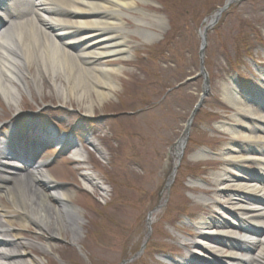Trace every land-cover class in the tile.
<instances>
[{"label": "rangeland", "instance_id": "1", "mask_svg": "<svg viewBox=\"0 0 264 264\" xmlns=\"http://www.w3.org/2000/svg\"><path fill=\"white\" fill-rule=\"evenodd\" d=\"M225 1L138 0V10L162 18L159 27L151 28L157 37L146 43L133 32L135 22L123 18L129 30L128 56L102 61L120 72L114 75L116 87L106 99L99 102L91 96V113L85 112L89 98L71 96L68 87L60 94L47 77L39 81L38 91L26 79L15 105L0 96V125L15 113L13 121L22 126L53 121L77 131L84 146L83 163L70 164L71 159L56 156L61 160L50 167L58 183L73 192L70 199L80 213L76 239H71L69 228L55 238L49 236L56 230L54 225L39 231L35 222H25L18 234L28 242L30 258L39 259L40 264H121L128 257L133 260L127 264H169L161 258L187 256L183 247L191 249L197 240L199 219L219 218L227 196L219 194L214 174L228 168L219 152L236 141L218 127L233 123L235 112L222 96V84H237L243 95L264 93V0H235L207 30L203 66L209 89L185 129L204 82L199 73L198 33ZM187 78L191 80L183 83ZM32 110L44 113L32 115ZM181 136L186 138L177 160L172 146ZM201 148L206 155L193 157ZM44 151L53 157L54 143ZM85 172L92 178L88 191L82 183ZM215 194L224 198L214 205ZM159 203L162 206L148 233V213ZM0 204L10 205L3 195ZM13 226L18 227L16 220Z\"/></svg>", "mask_w": 264, "mask_h": 264}, {"label": "bare ground", "instance_id": "2", "mask_svg": "<svg viewBox=\"0 0 264 264\" xmlns=\"http://www.w3.org/2000/svg\"><path fill=\"white\" fill-rule=\"evenodd\" d=\"M137 1L39 0L33 3L13 0L15 9L10 13L33 16L25 26L13 22L0 30V95L5 102L15 105L20 88L26 87V79L38 91L39 81L47 77L54 91L63 94V89L68 87L71 96L89 98L85 112L91 113V96H97L99 102L106 99L116 87L114 75L120 72V68L102 61L128 56L130 42L126 33L129 30L123 18L135 22L133 32L146 43L157 37L151 28L159 27L162 18L138 10ZM137 12L139 16L134 15ZM262 77L264 82L263 73ZM255 95H243L232 82L222 84V96L235 112L231 116L233 123L218 127L238 142L230 141L220 150L229 167L214 174V182L220 185L219 194L227 196L226 204H223V215L215 221L202 218L197 223L200 235L193 242V254H200L203 259L191 255L182 259L181 264H264V93ZM251 100L256 102V107ZM7 136L5 142H0V155L7 154L8 143L13 147L11 151L16 149L22 157L25 146L18 143L15 130ZM29 146L38 147V143ZM173 150L178 151L179 145ZM205 155L201 148L193 157ZM74 156L77 160L84 158L78 150ZM2 164L0 194L10 205L5 208L0 205V264H40L39 259L29 257L25 248L28 242L19 239L13 220L18 222L19 229L24 228V222L33 221L39 231L50 223L56 230L49 236L55 238L69 228L71 239L75 240L80 213L71 202L73 192L55 183L45 168L46 160L17 177L11 173L19 169L12 170ZM91 180L89 172H85L84 187L88 188ZM99 187L105 191L102 185ZM220 197L224 198L216 195L213 203ZM160 206L149 214L148 224L155 220Z\"/></svg>", "mask_w": 264, "mask_h": 264}, {"label": "water", "instance_id": "3", "mask_svg": "<svg viewBox=\"0 0 264 264\" xmlns=\"http://www.w3.org/2000/svg\"><path fill=\"white\" fill-rule=\"evenodd\" d=\"M231 1H234V0H228L227 3L222 8L218 9V13L224 10V8L227 7ZM204 46H205V41H204V38L202 37L201 46H200L201 53H202ZM200 69L203 70V67L200 66Z\"/></svg>", "mask_w": 264, "mask_h": 264}]
</instances>
